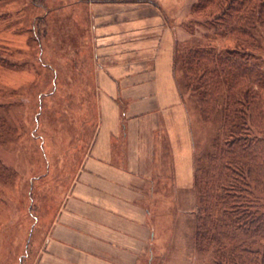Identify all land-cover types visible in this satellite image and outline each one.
<instances>
[{
  "label": "rangeland",
  "instance_id": "1",
  "mask_svg": "<svg viewBox=\"0 0 264 264\" xmlns=\"http://www.w3.org/2000/svg\"><path fill=\"white\" fill-rule=\"evenodd\" d=\"M104 1L0 0V56L5 57L0 58V160L10 168L7 175L0 173V264H34L55 216L86 169V154L101 118L93 14L94 6ZM130 1L160 9L164 24L174 31L175 53L178 43L200 39L219 49L239 42L233 33H215L197 24L191 29L188 25L197 19L192 5L197 0ZM206 32L211 36L206 37ZM262 43L263 49L251 48L264 64ZM179 89L190 112L197 156L209 150L221 113L216 110L204 119L195 98L183 86ZM262 96L264 116V86ZM118 98L124 119L129 99ZM160 139L166 147V134L161 133ZM170 151L169 147L162 158L153 160L163 171L153 169L154 189L147 183L140 191L147 195L141 202L151 204L149 225L154 231L153 253L140 264H227L213 245L201 249L197 244L198 191L195 183L176 186ZM251 188L255 209L264 212V177L253 180ZM233 233L228 255L235 260L228 264H264V237H251L243 229ZM246 247L252 252H243Z\"/></svg>",
  "mask_w": 264,
  "mask_h": 264
},
{
  "label": "crops",
  "instance_id": "2",
  "mask_svg": "<svg viewBox=\"0 0 264 264\" xmlns=\"http://www.w3.org/2000/svg\"><path fill=\"white\" fill-rule=\"evenodd\" d=\"M94 8L100 123L86 169L34 264H140L153 253L151 204L142 203L147 195L141 193L147 183L154 189V168L163 172L153 160L170 147L176 186L195 182L196 153L175 74L174 31L152 3L107 0ZM119 95L129 99L124 119Z\"/></svg>",
  "mask_w": 264,
  "mask_h": 264
},
{
  "label": "trees",
  "instance_id": "3",
  "mask_svg": "<svg viewBox=\"0 0 264 264\" xmlns=\"http://www.w3.org/2000/svg\"><path fill=\"white\" fill-rule=\"evenodd\" d=\"M192 12L197 19L188 25L191 29L203 25L215 33H233L239 40L236 47L224 49L201 39L178 43L175 54L176 72H182H177L178 84L195 98L201 116L207 120L216 110L221 113L209 150L195 158L196 241L201 249L213 245L228 264L235 260L228 255L233 231L264 237V212L255 209L251 192L253 180L264 177V64L253 49H263L264 0H197ZM252 131L255 138L249 140ZM3 165L0 160V173L7 175L10 168ZM247 248L243 252H252Z\"/></svg>",
  "mask_w": 264,
  "mask_h": 264
}]
</instances>
